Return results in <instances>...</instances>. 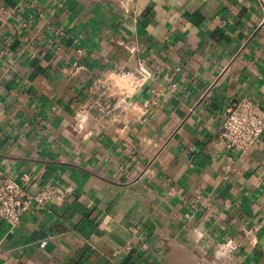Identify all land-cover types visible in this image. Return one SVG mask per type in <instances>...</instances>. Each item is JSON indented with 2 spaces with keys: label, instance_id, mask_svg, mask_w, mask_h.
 Returning <instances> with one entry per match:
<instances>
[{
  "label": "crops",
  "instance_id": "0c3cea01",
  "mask_svg": "<svg viewBox=\"0 0 264 264\" xmlns=\"http://www.w3.org/2000/svg\"><path fill=\"white\" fill-rule=\"evenodd\" d=\"M243 99L264 0H0V184L59 191L0 216V264H264V132L220 140Z\"/></svg>",
  "mask_w": 264,
  "mask_h": 264
},
{
  "label": "built area",
  "instance_id": "2783aa9c",
  "mask_svg": "<svg viewBox=\"0 0 264 264\" xmlns=\"http://www.w3.org/2000/svg\"><path fill=\"white\" fill-rule=\"evenodd\" d=\"M144 72L147 69L141 65ZM264 132V110L248 99L233 101L225 110L220 140L230 151H248ZM56 186L47 184L30 193L16 180L7 178L0 184V216L12 225L18 224L33 203L44 205L58 198ZM46 241L41 242L44 247Z\"/></svg>",
  "mask_w": 264,
  "mask_h": 264
},
{
  "label": "clouds",
  "instance_id": "9594fccd",
  "mask_svg": "<svg viewBox=\"0 0 264 264\" xmlns=\"http://www.w3.org/2000/svg\"><path fill=\"white\" fill-rule=\"evenodd\" d=\"M198 235H202V234L198 233ZM230 246H231V243H229V245H228V246H226V247H230Z\"/></svg>",
  "mask_w": 264,
  "mask_h": 264
}]
</instances>
